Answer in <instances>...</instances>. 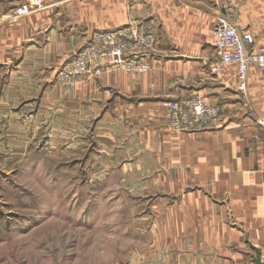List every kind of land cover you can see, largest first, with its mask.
<instances>
[{
    "label": "crops",
    "instance_id": "1",
    "mask_svg": "<svg viewBox=\"0 0 264 264\" xmlns=\"http://www.w3.org/2000/svg\"><path fill=\"white\" fill-rule=\"evenodd\" d=\"M22 4L34 12L10 21ZM219 16L264 47V0H0V150L133 182L124 190L154 213V264H254L253 248L264 264V80L251 66L249 112L236 66L213 72ZM130 24L154 31L149 73L59 83L92 32ZM195 95L220 120L172 132L166 103Z\"/></svg>",
    "mask_w": 264,
    "mask_h": 264
},
{
    "label": "rangeland",
    "instance_id": "2",
    "mask_svg": "<svg viewBox=\"0 0 264 264\" xmlns=\"http://www.w3.org/2000/svg\"><path fill=\"white\" fill-rule=\"evenodd\" d=\"M51 155L0 150V264H154V213L124 190L133 182L86 179Z\"/></svg>",
    "mask_w": 264,
    "mask_h": 264
},
{
    "label": "built area",
    "instance_id": "3",
    "mask_svg": "<svg viewBox=\"0 0 264 264\" xmlns=\"http://www.w3.org/2000/svg\"><path fill=\"white\" fill-rule=\"evenodd\" d=\"M34 12L28 5H21L9 16L10 21L25 18ZM218 61L213 65L215 74L228 66L237 68L238 90L246 94L249 86V69L255 67L264 80V47L256 51L254 36L240 32L238 27L223 16L213 27ZM155 36L145 24H130L110 31H95L81 48L58 71L57 79L64 87H70L79 78L97 77L106 69H117L129 74H147L151 70L149 58L154 51ZM166 121L174 133H195L211 129L217 124L221 109L211 105L201 96L168 101Z\"/></svg>",
    "mask_w": 264,
    "mask_h": 264
},
{
    "label": "water",
    "instance_id": "4",
    "mask_svg": "<svg viewBox=\"0 0 264 264\" xmlns=\"http://www.w3.org/2000/svg\"><path fill=\"white\" fill-rule=\"evenodd\" d=\"M254 251H255V255L253 257V262L254 264H262L261 262V253H260V250L256 249V248H253Z\"/></svg>",
    "mask_w": 264,
    "mask_h": 264
},
{
    "label": "bare ground",
    "instance_id": "5",
    "mask_svg": "<svg viewBox=\"0 0 264 264\" xmlns=\"http://www.w3.org/2000/svg\"><path fill=\"white\" fill-rule=\"evenodd\" d=\"M108 31H110V30H108Z\"/></svg>",
    "mask_w": 264,
    "mask_h": 264
}]
</instances>
